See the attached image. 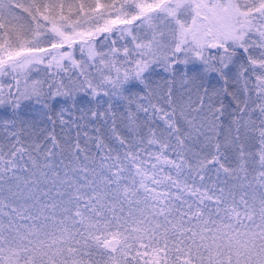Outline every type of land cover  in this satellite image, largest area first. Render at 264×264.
I'll use <instances>...</instances> for the list:
<instances>
[{
    "label": "snow or ice",
    "instance_id": "1",
    "mask_svg": "<svg viewBox=\"0 0 264 264\" xmlns=\"http://www.w3.org/2000/svg\"><path fill=\"white\" fill-rule=\"evenodd\" d=\"M0 76V264H264V0H0Z\"/></svg>",
    "mask_w": 264,
    "mask_h": 264
},
{
    "label": "trees",
    "instance_id": "2",
    "mask_svg": "<svg viewBox=\"0 0 264 264\" xmlns=\"http://www.w3.org/2000/svg\"><path fill=\"white\" fill-rule=\"evenodd\" d=\"M75 115H79V113L77 112V113H75ZM65 119H69V117L66 116ZM48 127H49V129H51V127H52L51 124H49ZM96 127H97V125L93 124V125H90L88 127L82 128V129H77L75 127H72L71 125L61 126L59 124V121H57V125L55 127V134H56L57 138L60 140L62 147L67 149L69 146L74 147L75 142H76L77 132L79 131L80 132V137H79L80 146L82 148H86L87 146H89L91 144L90 153H95V152H97L96 145H95V139L90 140L89 137L95 138L96 136L99 135L102 139H105L106 143H110V141L107 140V137L110 134L108 132V128L102 127L101 131L99 133H97ZM85 132L87 133V136L84 135ZM48 146H50V143ZM211 177H213V176H211ZM213 178L215 180L216 176ZM207 183L211 184L212 179H211V182L209 180V181H207Z\"/></svg>",
    "mask_w": 264,
    "mask_h": 264
},
{
    "label": "rangeland",
    "instance_id": "3",
    "mask_svg": "<svg viewBox=\"0 0 264 264\" xmlns=\"http://www.w3.org/2000/svg\"><path fill=\"white\" fill-rule=\"evenodd\" d=\"M25 2H26V0H25ZM47 2H48V3H56V4H59V3L63 2L66 6H67L68 4H76L77 7L79 6V4H80L81 2H84V3H90V4H92L93 7H95V0H47ZM100 2H101L102 4H103V3H112V0H100ZM65 13L67 14V7H65ZM72 18H73V19H76L75 15H73ZM107 18H109V17L107 16V14H105L104 18H99V17H97L98 22H99V25L102 26V25L104 24V20L107 19ZM92 26H95V25H93V24H85L84 27H83V30H88V29H89L90 27H92ZM48 27H50V25H49ZM79 30H81V29H77V31H79ZM113 31H114V33H115L116 30L114 29ZM49 35H50V33H49ZM104 35H105L104 33H101L99 36L96 37V45H97L98 50H100V43H99V42H100L101 38H102ZM112 39H118V34H117L116 36H109V39H108V41H107V43H108L109 45L111 44ZM49 43H51V41H49ZM122 43H123V41H119V40H118V44H117V46H119V45L122 44ZM47 46H48L47 44H41V47H47ZM65 50H67V48H65ZM73 50H74L75 58L78 59V60L81 59V53H80V46H79V44H75V45H73ZM85 58H86V57H85ZM65 63H66V65L69 67L70 71H73V72L76 71L75 69H72V68H71V65H70L69 62L66 61ZM40 67L43 68L44 66L41 65ZM34 71H35V70H33V72H34ZM41 75H43V73H41ZM33 78H34V79L37 78L36 75H33ZM9 83H13V84H14V81H12V80H11L10 78H8V77L0 76V84H3V85L5 86V90H7V85H8ZM177 88H179V85H177ZM91 138H92V137H91ZM90 147H91V144H90L89 146L86 147V149H87L89 152H90ZM210 175L213 176V177H215V172H214V171L211 172ZM213 177H212V180H214ZM210 182H211V180H210Z\"/></svg>",
    "mask_w": 264,
    "mask_h": 264
}]
</instances>
